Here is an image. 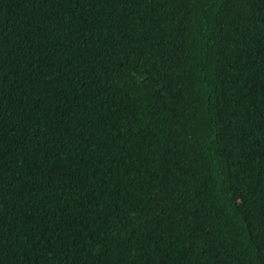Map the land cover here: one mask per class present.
I'll return each mask as SVG.
<instances>
[{
  "label": "trees",
  "instance_id": "trees-1",
  "mask_svg": "<svg viewBox=\"0 0 264 264\" xmlns=\"http://www.w3.org/2000/svg\"><path fill=\"white\" fill-rule=\"evenodd\" d=\"M0 264H264V0H0Z\"/></svg>",
  "mask_w": 264,
  "mask_h": 264
}]
</instances>
